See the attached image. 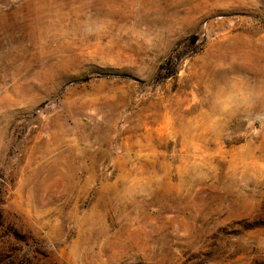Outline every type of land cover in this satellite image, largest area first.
I'll list each match as a JSON object with an SVG mask.
<instances>
[{
	"label": "rangeland",
	"instance_id": "1",
	"mask_svg": "<svg viewBox=\"0 0 264 264\" xmlns=\"http://www.w3.org/2000/svg\"><path fill=\"white\" fill-rule=\"evenodd\" d=\"M237 75L264 0H0V264H264Z\"/></svg>",
	"mask_w": 264,
	"mask_h": 264
},
{
	"label": "clouds",
	"instance_id": "2",
	"mask_svg": "<svg viewBox=\"0 0 264 264\" xmlns=\"http://www.w3.org/2000/svg\"><path fill=\"white\" fill-rule=\"evenodd\" d=\"M100 25L96 23L92 17L88 19L85 24V31L89 34L96 32ZM234 81L241 82L244 87L238 89L235 83L230 85L221 84V87H230L233 91L230 93L228 99L230 103H239L245 105L255 116L264 119V83L253 82L245 78L243 75H237Z\"/></svg>",
	"mask_w": 264,
	"mask_h": 264
}]
</instances>
